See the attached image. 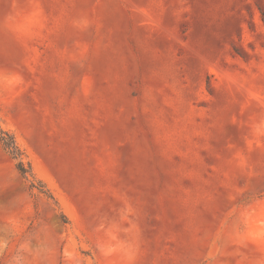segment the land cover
<instances>
[{
    "label": "rangeland",
    "instance_id": "374dc122",
    "mask_svg": "<svg viewBox=\"0 0 264 264\" xmlns=\"http://www.w3.org/2000/svg\"><path fill=\"white\" fill-rule=\"evenodd\" d=\"M0 129V264H264V0H0Z\"/></svg>",
    "mask_w": 264,
    "mask_h": 264
},
{
    "label": "trees",
    "instance_id": "16d2710c",
    "mask_svg": "<svg viewBox=\"0 0 264 264\" xmlns=\"http://www.w3.org/2000/svg\"><path fill=\"white\" fill-rule=\"evenodd\" d=\"M0 143L4 146L5 150L9 152V154L12 156L14 160H17V170L22 175L23 178L31 177L34 179L33 174L31 172V167L29 166V170L25 166V162L23 160V153L19 146L16 144V141L12 135H10L8 132L3 131L0 129ZM32 189H38L42 194L49 195V190H46L45 188H42L41 186L39 188H36L35 184L33 183L31 185ZM61 219L64 224L68 223L67 217L61 213Z\"/></svg>",
    "mask_w": 264,
    "mask_h": 264
}]
</instances>
